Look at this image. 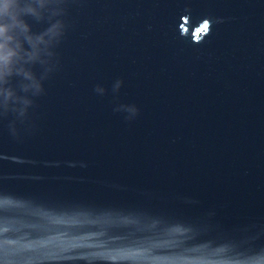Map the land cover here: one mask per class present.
<instances>
[{"label":"water","instance_id":"obj_1","mask_svg":"<svg viewBox=\"0 0 264 264\" xmlns=\"http://www.w3.org/2000/svg\"><path fill=\"white\" fill-rule=\"evenodd\" d=\"M27 19L60 28L0 108V264H264V0Z\"/></svg>","mask_w":264,"mask_h":264},{"label":"clouds","instance_id":"obj_2","mask_svg":"<svg viewBox=\"0 0 264 264\" xmlns=\"http://www.w3.org/2000/svg\"><path fill=\"white\" fill-rule=\"evenodd\" d=\"M50 0H0V108L5 111L16 110L13 106L30 101L17 94L15 88L9 86L12 77L19 76L24 92L32 88L39 90L32 73L26 65L40 58L42 48L50 42L47 37L59 34V24L52 25L43 34H34L28 17L42 19V10L49 5ZM25 42L30 48L25 47ZM22 111V110H21ZM134 111V110H133Z\"/></svg>","mask_w":264,"mask_h":264},{"label":"snow or ice","instance_id":"obj_3","mask_svg":"<svg viewBox=\"0 0 264 264\" xmlns=\"http://www.w3.org/2000/svg\"><path fill=\"white\" fill-rule=\"evenodd\" d=\"M208 28V25L207 24H205L204 25V30H206Z\"/></svg>","mask_w":264,"mask_h":264}]
</instances>
